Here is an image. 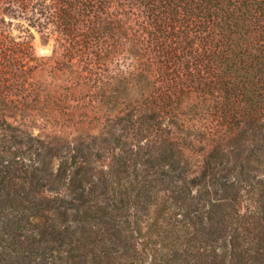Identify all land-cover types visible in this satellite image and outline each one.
<instances>
[{
    "label": "trees",
    "instance_id": "obj_1",
    "mask_svg": "<svg viewBox=\"0 0 264 264\" xmlns=\"http://www.w3.org/2000/svg\"><path fill=\"white\" fill-rule=\"evenodd\" d=\"M0 264H264V0H0Z\"/></svg>",
    "mask_w": 264,
    "mask_h": 264
},
{
    "label": "rangeland",
    "instance_id": "obj_2",
    "mask_svg": "<svg viewBox=\"0 0 264 264\" xmlns=\"http://www.w3.org/2000/svg\"><path fill=\"white\" fill-rule=\"evenodd\" d=\"M35 36L36 37L34 39V45H35V48H36L38 53H40V54L44 53L42 51V47L43 46H47V45H51L52 46V42L44 34L36 32Z\"/></svg>",
    "mask_w": 264,
    "mask_h": 264
},
{
    "label": "water",
    "instance_id": "obj_3",
    "mask_svg": "<svg viewBox=\"0 0 264 264\" xmlns=\"http://www.w3.org/2000/svg\"><path fill=\"white\" fill-rule=\"evenodd\" d=\"M42 51H43L44 53H48V52H50V51H51V45L43 46V47H42Z\"/></svg>",
    "mask_w": 264,
    "mask_h": 264
}]
</instances>
